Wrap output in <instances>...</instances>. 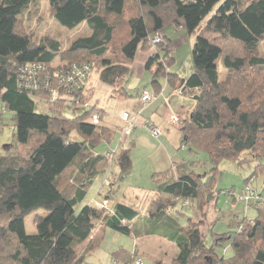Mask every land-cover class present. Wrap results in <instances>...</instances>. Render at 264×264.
<instances>
[{
    "label": "trees",
    "instance_id": "obj_1",
    "mask_svg": "<svg viewBox=\"0 0 264 264\" xmlns=\"http://www.w3.org/2000/svg\"><path fill=\"white\" fill-rule=\"evenodd\" d=\"M43 1L52 19L68 28L86 23L90 34L75 38L67 48L56 38L37 43L24 16ZM220 1L0 0V101L15 121L14 141L0 153V264H94L88 259L107 230L136 238L147 235L146 229L136 228L139 212L133 206L118 202L108 213L85 201L102 174L111 176L113 160L119 167L114 179L127 176L136 143L122 146L118 155L116 149L112 160L108 151L97 152L102 144L112 145L117 127L105 120L104 108L91 103L93 84L85 80L78 89L70 83L67 87L66 74L55 77L54 65L66 69L89 64L100 80L114 86L115 95L129 98L125 82L133 73L137 52L152 50L145 68L156 67L155 94L165 83L196 103L191 113H183L179 150H205L214 164L249 160L243 158L245 152L252 159H264V56L259 49L264 42V0H224L216 8ZM130 7L133 14L128 13ZM171 24L185 26L190 34L198 31L188 77L172 70L173 44L163 32ZM158 32L162 40L152 47L150 40ZM220 64L225 69L222 78ZM34 65L42 66L37 89L28 86L30 80L23 75L24 67ZM42 99L50 105V114L36 111ZM69 103L87 108L80 116L68 117L63 108ZM95 112L100 113L98 123L90 120ZM75 131L81 140L72 139ZM20 147L27 149L26 155ZM259 173L264 174V164L256 165L253 175ZM252 178L245 179L238 195ZM152 179L155 199L146 220L170 229L164 238L178 248L170 264H264V184L252 199L240 202L254 208L256 216L237 219L235 231L214 233L209 247L200 231L202 221L190 219L181 226L171 213H181L179 205L201 211L217 201L222 192L215 186L217 166L208 175L167 170L153 173ZM224 193L237 195L233 189ZM39 210L48 213L35 217L36 232L29 234L25 218ZM96 227L102 233L97 234ZM227 242L234 255L219 256L217 247ZM110 256L115 264H134L139 254L120 246Z\"/></svg>",
    "mask_w": 264,
    "mask_h": 264
},
{
    "label": "rangeland",
    "instance_id": "obj_2",
    "mask_svg": "<svg viewBox=\"0 0 264 264\" xmlns=\"http://www.w3.org/2000/svg\"><path fill=\"white\" fill-rule=\"evenodd\" d=\"M223 1L224 0H221L216 5V8H218ZM132 9V7L128 9L129 14L134 13ZM212 14L213 13H211L210 16ZM24 17L26 20L25 26L34 36L37 43L46 41L50 38H56L60 40L63 48H67L75 38L90 34V29L86 23H82L74 28H68L52 19L49 16V8L45 1L40 4L37 10L34 8L29 9ZM206 20L207 19H205V21ZM202 27L203 25H201L200 28ZM165 29H168V32L174 31L172 41L173 56L176 61L172 66V70L173 72L180 74L182 77H188L193 70V50L198 43V31L190 34L185 26H182L181 28V26L177 27L173 24L166 26ZM157 43L158 42H152L151 46L154 47ZM259 49L260 54L264 56V42L260 45ZM148 52L149 50H138L133 63V73L125 82V87L132 95L131 99L134 100L138 97L136 94L138 89L145 88L146 86L151 88L152 86L154 72L144 67L145 60L143 59L144 53L147 54ZM56 63L59 62L56 61ZM54 67L60 69L59 66L54 65ZM219 70V75L222 78L225 69L221 64ZM89 72L92 78L88 76L86 79L87 85L93 84L95 86V91L90 100L91 103H97L100 107H104L107 111L105 116H109L111 121H113L115 125L117 124L116 138H114L112 145L102 144L97 148V152L105 153L107 148L111 150L118 145L116 154L118 155L122 146H127L131 140L136 138L137 131L140 127L133 128V126H131L133 122L130 117L133 116L134 113L133 111L128 110L126 104L124 106V100H120L113 96L114 86L100 80L98 78V71L95 70L93 72L91 68ZM158 78H161V76ZM43 79H45V77H43ZM68 105L69 106L63 108V114L68 117L80 116L87 108L80 104L69 103ZM120 105H122L121 110L125 109L126 112L129 113L128 118H123L124 113L121 116L125 122L119 117ZM164 106L163 103V107ZM159 107L162 108L161 105ZM35 109L37 112L51 113L50 105L44 99L37 100ZM149 113L150 111L146 112L148 115ZM98 114L100 115L99 112ZM90 120L92 121L91 118ZM137 124L139 123L135 122V125ZM168 124H170L169 121ZM126 131L127 133L124 137V142L122 144L118 143L119 138L124 135ZM14 132L15 121L13 113L6 109L4 104L0 101L1 154H5L7 147L13 143ZM149 132H145L144 130L140 135L139 146L135 148V150L133 149V167L128 172L127 176L120 181H116L114 176L118 175H114L115 173L111 172V176L108 175V172L102 174L91 186L85 199L88 204H96L99 207H101V204H104V201H107L108 208L106 210L108 213H112L110 208L118 202H124L133 206L139 212V217L135 221L136 228L141 231L146 229L147 235L144 234L141 239H137L134 234L125 235L107 230L104 234V239L101 245L88 259L91 263L115 264L110 254L112 250H115L120 246L131 251L138 250L139 257L135 264H138L140 260L143 261L144 264H160L159 262H161V264H170L175 254L178 252L175 243L169 241L168 238H164L165 234L168 235L171 232L170 229L166 225L158 226L156 223L146 220L148 217L149 205L155 199L154 195L156 187L152 179V174L154 173L153 170H165L167 165L172 163V159H168L171 158L170 156L172 155L170 154V151H175L168 148V142L165 137L156 139L151 132ZM72 139L81 140V137L75 131L73 132ZM19 149L23 155H26L27 149L22 147ZM193 150L194 152L192 153L188 147L178 150V152L173 154L175 156V161L179 162L182 168H185L186 170H194L201 175H208V172L214 166H217V181L215 186L221 189L222 192L216 202L210 203L201 211L197 206L189 207L186 205H179L177 209H181V213L174 210L171 214L174 217H177V221L181 226H187L190 223V219L195 223L202 221L199 225L200 231L206 245L210 247L214 244V233H224L229 230L235 231L238 229L236 223L238 220H242L245 217L247 219H253L256 216V210L254 208L251 206L244 208V205L240 204L241 201L238 200L239 198H237V196L226 195L224 190L233 189L238 195L242 191L245 179L253 177L249 182V185H251L254 191L257 190L261 192L264 184V174L259 173L258 175H253V173L255 172L258 163L264 164V159H252V156L248 152H245L243 158L249 160L239 162V160L233 161L223 159L218 164H214L211 162L209 155L205 150H198L196 148ZM109 157L111 160L115 158V155L111 156L110 154ZM113 169L118 170L117 164L114 160L111 166V170ZM93 195L95 198L92 197ZM107 195H109V197H106ZM47 213V211L39 210L28 215L25 218L27 233L32 234L31 232H36V227L34 225L35 217L38 215L44 216L47 215ZM98 224L99 223H97V226ZM97 229H99L96 232L97 234H99V232L102 233V229L100 230L99 227H96V230ZM135 239H137V244ZM81 252H83V248ZM216 252L219 256L224 257H231L234 255L230 242H227L223 246H218Z\"/></svg>",
    "mask_w": 264,
    "mask_h": 264
},
{
    "label": "crops",
    "instance_id": "obj_3",
    "mask_svg": "<svg viewBox=\"0 0 264 264\" xmlns=\"http://www.w3.org/2000/svg\"><path fill=\"white\" fill-rule=\"evenodd\" d=\"M181 28H182V26H181ZM167 30L168 29H164V31H163L164 35L169 37L170 40L172 41V38L174 37V34H173L174 31L168 32ZM172 44H173V41H172ZM151 54H152V50H149V52L147 54L144 53V57H143V59L145 60L144 67L146 65L147 59L149 58V56ZM174 59H175V57H174ZM155 69H156V67L152 69V72H154ZM145 92L156 95V99L151 101V102H143L141 99V95ZM113 96L117 97L120 100H124L123 101L124 106L126 104V107L128 108V110L133 111L134 115L130 117L131 121L133 122V124L131 126H133V128L140 127V129L137 131L136 138L133 139L136 143L135 148H137L139 146V141H140L139 137L143 133V131L145 130V132H149L150 125H155L156 127L161 129L162 135L160 137H155L150 130L151 134L156 139H161V138L165 137L167 142H168V145H167L168 148L175 150L173 152L170 151V154H172V155L170 156L171 158H168V159H172V163L168 164L169 166L167 165V168L165 170H160L157 168L158 170H153V172L154 173H160V172L170 170L171 172L176 173V172H179L180 170H186L185 168H182L180 166L179 162L175 161V156L173 155L176 152H178V150H179L178 148L180 146L181 136H182L181 126H172V125L168 124V117H169V114L171 112L178 113L181 115H184L183 113H185V112H186V114L191 113L195 109V105H196L195 100L192 97L187 96V95H182L179 92H175V91L172 92L169 85H167L165 83H164V87H163L162 91L158 95L155 94L154 86H151V88L146 86L137 95L138 97L135 100L131 99L132 97L121 98L115 94H113ZM163 103L165 105L164 107H163ZM160 105L162 106V108L159 107ZM121 107H122V105L119 106V114H120L119 117L120 118H121L122 114L126 112L125 109L121 110L122 109ZM101 108H104V107L101 106ZM136 109H137V112H136ZM105 111H106V109H105ZM147 111H150L149 115L146 114ZM106 113H107V111H106ZM105 120L107 122L115 125V123L113 121H111V118L109 116H105ZM135 122H138L139 124L135 125ZM141 127H142V129H141ZM126 133H127V131L125 132L124 135H122L119 138L118 143L122 144L124 142V137H125ZM117 147H118V145L113 149L115 150V149H117ZM135 148H134V150H135ZM113 149H111V150H113ZM107 151H110V150L107 148L106 152ZM133 151H132V156H133ZM133 162H134V159H133ZM115 163L117 164V162H115ZM117 167H118V164H117ZM111 172L115 173L114 175H118L119 174V167H118V170L113 169V170H111ZM102 185H103V183H102ZM92 197L95 198L94 195ZM91 198H90V200H91ZM93 201H97V200H93ZM92 205H96V204H92ZM244 208H246V207H244ZM31 233H35V232H31ZM142 237L143 236H140L137 239H141ZM137 239H135L136 244H137Z\"/></svg>",
    "mask_w": 264,
    "mask_h": 264
},
{
    "label": "built area",
    "instance_id": "obj_4",
    "mask_svg": "<svg viewBox=\"0 0 264 264\" xmlns=\"http://www.w3.org/2000/svg\"><path fill=\"white\" fill-rule=\"evenodd\" d=\"M161 40H162V33L158 32L154 35L153 38H151L150 44H152V42H158L159 43ZM41 69H42V66H37V65L26 66L23 68V71H24L23 75L27 76L29 78L30 83L28 82V86H30L31 88L37 89L39 87L38 85H35V82L38 79V75H39L38 71H40ZM90 69H91V66L89 64H83L80 66L73 65V66L66 68V69H61V68L57 69L58 71H56L54 76L58 78V75L66 74V76H67V78H65L66 79L65 80L66 86L71 87L70 84H72V85L77 86L75 89H78L81 86V83L85 82L88 74L90 73L89 72ZM49 74L51 75L50 72H49ZM47 77H49V75H47ZM63 78L64 77H61V79H60L61 82L64 80ZM46 80H48V79L46 78ZM178 92L181 93V91H178ZM141 99L144 102H151V101L156 99V96L153 94L145 92L141 95ZM128 117H129V113L125 112L123 114V118H128ZM185 118H186L185 114L181 115L178 113L171 112L169 114L168 121H169L170 125H172V126H182V122ZM91 119H92V122H95V123L98 122L100 119V115L98 114V112L93 113L91 116ZM150 130L155 137H160L162 135L161 129L156 127L155 125H150ZM115 151H116V149L110 150L106 153V155L108 157L110 156V154H111V156H113ZM254 195H255V191L252 189L251 185H246V189L242 193V195H235V196H237V198H239L238 200H240V201H246V200L252 199V197ZM103 205H105V206H103ZM103 205L101 204V207H104L105 209L108 208L107 201H104ZM110 210L113 211V207L110 208ZM138 264H143V261L140 260L138 262Z\"/></svg>",
    "mask_w": 264,
    "mask_h": 264
}]
</instances>
